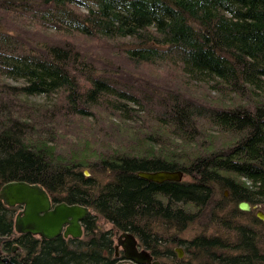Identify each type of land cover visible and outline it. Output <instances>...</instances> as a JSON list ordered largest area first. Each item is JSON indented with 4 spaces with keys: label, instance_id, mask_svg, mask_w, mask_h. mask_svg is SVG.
<instances>
[{
    "label": "trees",
    "instance_id": "obj_1",
    "mask_svg": "<svg viewBox=\"0 0 264 264\" xmlns=\"http://www.w3.org/2000/svg\"><path fill=\"white\" fill-rule=\"evenodd\" d=\"M159 170L183 179L137 175ZM9 181L89 207L160 262L161 238L180 245L188 224L229 221L234 242L220 230L187 242L198 264H264L237 222L239 201L264 204V0H0V188ZM15 209L0 200V236L21 264H117L113 231L91 215L82 238L47 240L16 234Z\"/></svg>",
    "mask_w": 264,
    "mask_h": 264
},
{
    "label": "water",
    "instance_id": "obj_2",
    "mask_svg": "<svg viewBox=\"0 0 264 264\" xmlns=\"http://www.w3.org/2000/svg\"><path fill=\"white\" fill-rule=\"evenodd\" d=\"M83 173L85 176H89L87 170H83ZM137 175L146 181H152L157 184L164 181L180 182L183 178L182 171L171 170L139 171ZM226 194L227 191H225L224 195L226 196ZM0 200L8 207L16 205L22 207L13 220V229L16 234L29 233L47 240L61 233L64 237L81 238V221L90 215L87 206L67 204L66 202L53 204L49 194L41 185L25 181H9L5 183L0 188ZM237 208L243 212H249L253 209L246 201H239ZM258 213L262 214L261 211ZM256 217L264 220L262 215L258 214ZM7 239L6 235L0 236V256L3 254L2 244ZM119 246L123 250V257L133 264H160L146 249L141 248L139 250L137 238L130 231H123L119 234L115 252H117ZM16 248L17 246L14 245V249ZM176 252L179 257H182L181 249H176ZM2 261L10 264H21L13 257H2Z\"/></svg>",
    "mask_w": 264,
    "mask_h": 264
},
{
    "label": "rangeland",
    "instance_id": "obj_3",
    "mask_svg": "<svg viewBox=\"0 0 264 264\" xmlns=\"http://www.w3.org/2000/svg\"><path fill=\"white\" fill-rule=\"evenodd\" d=\"M22 81H12V83H20ZM38 100H44L45 98L40 96V97H35ZM83 171V170H82ZM88 171V170H87ZM89 172V171H88ZM84 174V173H83ZM85 176V175H84ZM86 177H91L92 181L97 182L99 185L104 184L105 179L103 176H101L98 173H94L93 175L90 174L89 172V176ZM218 193L216 192L215 198L218 197ZM251 206L253 207L252 210H250L249 212H242L241 217H238L237 222H241V223H246L249 226H252V229L255 231L256 235L255 238L252 239L251 241H253V243L255 242V245L258 246V248L260 250H264V220H260L259 218L256 217V215H262L264 217V204H262L261 202H254L251 204ZM262 212L258 213V212ZM250 213V214H249ZM16 214V211L14 213V215ZM91 217L94 218V222L96 225V229H100V230H109L112 229V225L105 221L103 218H101L98 214H96V212H93L91 210ZM246 214V215H244ZM249 214V215H247ZM244 215V216H243ZM90 216V215H89ZM252 216H254L255 218H257V221H255ZM202 224V223H201ZM197 225V224H188L183 231L181 232H176L175 233V239L179 240L180 245H171V244H167L166 242L164 243V239H160L161 244L160 246H157L155 248V252L156 254L160 257L161 262H170L171 260L168 259L164 253H166V250H172L173 253L176 254V249H181V252H183V255H185V257L183 258L184 263L186 262L187 264H198L200 260H202V258H199V253L195 250V248L190 247L187 243L188 241H191L193 238H195V236L197 235H203L205 238L206 237H211V235L216 234L213 233L214 231H219L217 232L216 235H218L221 240H226L227 242H234V230L232 228V226H234V223H229L230 227L228 229H226L225 227H222L221 225H219L217 223V226H212L211 227H207L206 229H203L202 225ZM174 234L172 232H164L162 234H159L160 237H164L169 239L170 237H172ZM83 237V236H82ZM81 237V238H82ZM158 238V237H157ZM235 240H236V236H235ZM237 242V241H236ZM167 247V248H166ZM20 250L19 248H17V251ZM197 256H195L196 254ZM182 255V253H181ZM182 255V256H183Z\"/></svg>",
    "mask_w": 264,
    "mask_h": 264
},
{
    "label": "flooded vegetation",
    "instance_id": "obj_4",
    "mask_svg": "<svg viewBox=\"0 0 264 264\" xmlns=\"http://www.w3.org/2000/svg\"><path fill=\"white\" fill-rule=\"evenodd\" d=\"M55 203H58V202H53V204H55ZM250 204V203H249ZM251 205V204H250ZM252 207V206H251ZM9 208H16L15 209V211H16V214L18 213V211L22 208L21 206H19V205H16V206H13V207H9ZM88 209H89V211H90V213H91V209L88 207ZM15 211H14V213H15ZM15 214V215H16ZM15 215H14V217H15ZM90 215H92V214H90ZM89 217V215L87 216V217H85L82 221H81V227H82V236H83V234H84V221L86 220V218H88ZM109 230H112L113 232H112V236H113V247H114V249H115V246L117 245V238H118V236H119V234L121 233V232H123L121 229H115L114 228V226L112 225V229H109ZM26 234H29V233H24V234H20V235H26ZM29 235H31V234H29ZM33 236V235H32ZM58 236H62L63 238H65V239H68V238H72L71 236H67V237H64L63 236V234L61 233V234H59ZM81 236V237H82ZM8 237V239L5 241V242H7V241H9V243L11 242V244H10V246L9 247H6L7 249H9V252L8 251H3V247H4V245H5V242L2 244V252H3V254L0 256L1 257V259H2V257H7V258H14V255L16 254V252H17V248H19L14 242H12L11 241V239H12V237H10V236H7ZM35 237H38V238H41V237H39V236H35ZM57 237V236H56ZM55 238V237H54ZM53 239V238H52ZM72 239H74V238H72ZM77 239V238H76ZM79 239V238H78ZM14 245H16L17 246V248L16 249H14ZM138 246H139V250L141 249V248H143L141 245H139V243H138ZM20 249V248H19ZM19 251V250H18ZM182 253V255H183V252H181ZM185 257V255H183L182 257H179L178 255H177V252H176V257H174V259L173 260H171L170 262H167V263H165V262H160V264H168V263H176V264H184V261H183V258ZM115 258H117L118 260H117V264H133L132 262H129V261H127L124 257H123V250H122V248H121V246H119V248H118V250H117V252H115ZM155 259V258H154Z\"/></svg>",
    "mask_w": 264,
    "mask_h": 264
},
{
    "label": "bare ground",
    "instance_id": "obj_5",
    "mask_svg": "<svg viewBox=\"0 0 264 264\" xmlns=\"http://www.w3.org/2000/svg\"><path fill=\"white\" fill-rule=\"evenodd\" d=\"M182 177H183V175H182ZM182 179H183V178H182ZM182 179H181V181H182ZM181 181H180V182H181ZM175 182H177V181H175Z\"/></svg>",
    "mask_w": 264,
    "mask_h": 264
}]
</instances>
